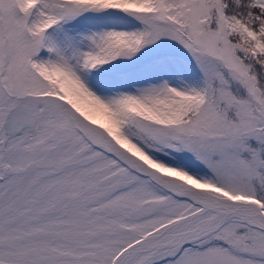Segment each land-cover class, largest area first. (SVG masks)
I'll list each match as a JSON object with an SVG mask.
<instances>
[{
	"label": "snow or ice",
	"instance_id": "obj_1",
	"mask_svg": "<svg viewBox=\"0 0 264 264\" xmlns=\"http://www.w3.org/2000/svg\"><path fill=\"white\" fill-rule=\"evenodd\" d=\"M0 264H264V0H0Z\"/></svg>",
	"mask_w": 264,
	"mask_h": 264
}]
</instances>
